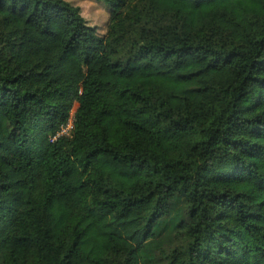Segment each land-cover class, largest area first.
Listing matches in <instances>:
<instances>
[{
	"label": "trees",
	"instance_id": "16d2710c",
	"mask_svg": "<svg viewBox=\"0 0 264 264\" xmlns=\"http://www.w3.org/2000/svg\"><path fill=\"white\" fill-rule=\"evenodd\" d=\"M95 1L0 0V264H264V0Z\"/></svg>",
	"mask_w": 264,
	"mask_h": 264
},
{
	"label": "rangeland",
	"instance_id": "374dc122",
	"mask_svg": "<svg viewBox=\"0 0 264 264\" xmlns=\"http://www.w3.org/2000/svg\"><path fill=\"white\" fill-rule=\"evenodd\" d=\"M64 1L79 7L81 16L89 25L96 27L99 34L104 35L106 33L109 20V10L105 2L95 0ZM224 1L225 0H144V2L142 3V11L140 12V15L143 16L144 11L147 9H178L183 12L186 18L189 20L190 17L202 6L208 4L218 5ZM76 108L77 104H74V107L72 108L70 114L71 117H73Z\"/></svg>",
	"mask_w": 264,
	"mask_h": 264
},
{
	"label": "built area",
	"instance_id": "2783aa9c",
	"mask_svg": "<svg viewBox=\"0 0 264 264\" xmlns=\"http://www.w3.org/2000/svg\"><path fill=\"white\" fill-rule=\"evenodd\" d=\"M72 130H73V117L70 116L67 123L61 127L59 132L51 139V141H54L62 136L69 137Z\"/></svg>",
	"mask_w": 264,
	"mask_h": 264
}]
</instances>
